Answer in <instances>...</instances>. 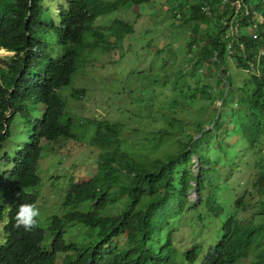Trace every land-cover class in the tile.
<instances>
[{
  "label": "trees",
  "instance_id": "trees-1",
  "mask_svg": "<svg viewBox=\"0 0 264 264\" xmlns=\"http://www.w3.org/2000/svg\"><path fill=\"white\" fill-rule=\"evenodd\" d=\"M150 2L158 1L67 0L54 16L48 0H0V49L14 52L0 58V223L4 231L0 264H187L172 259L175 246L156 245L163 241L166 213L173 218L172 235L195 237L190 223L174 215L182 210L187 190L195 187L192 183L201 196L196 210L204 230L210 234L211 225L218 221L223 235L210 245L216 251L207 264H231L229 260L236 264L249 254L253 264H264V150L263 157L257 150L264 145V21L258 15L264 17V0H243L236 13L235 0H167L170 19L195 23L186 44L189 81L196 86L190 85L185 97L205 102L198 120L189 117L196 134L177 133L188 127L187 116L178 112L188 114L192 106L174 107L172 114L163 108L164 126L151 131L153 137L141 138L137 147L123 138L122 124L88 121L95 125L90 145L99 150L95 174L79 183L71 178L65 187L69 189L64 213L45 222L38 219L31 231L14 227L18 206L39 201L38 163L45 144L76 137L73 120L65 118L66 103L59 90L72 85L80 63H89L90 54L109 50L112 41L123 51V38L134 32V24L119 19L100 28L98 18ZM214 14V30L203 34L200 24L210 22ZM243 25L253 29L243 31ZM155 47L158 54L160 49ZM205 65L208 74L201 77ZM233 66L247 74L242 85L235 83ZM209 80H217V86ZM85 92L74 89L72 95L81 99ZM216 101L223 103L221 108ZM16 124L26 127V138L15 135ZM12 142L18 144L14 152H10ZM213 146L217 149L210 150ZM252 158L258 160L253 168ZM198 159L202 168L196 177L189 168ZM221 161L235 170L253 171L254 183H246L257 193L252 205V200L232 196L236 174L224 173ZM206 180L210 193L204 195ZM224 191L227 200L220 196ZM172 200L175 203L167 208ZM43 231L51 241L39 246Z\"/></svg>",
  "mask_w": 264,
  "mask_h": 264
},
{
  "label": "rangeland",
  "instance_id": "rangeland-1",
  "mask_svg": "<svg viewBox=\"0 0 264 264\" xmlns=\"http://www.w3.org/2000/svg\"><path fill=\"white\" fill-rule=\"evenodd\" d=\"M157 1L156 3L144 4L143 7L129 5L122 7L119 11L99 17L96 26L100 28H107L114 20L119 19L134 24V32L123 38V51L116 42L112 41L114 45L109 50L103 53L98 52L96 55L90 54L89 63H80L72 85L59 90V94L66 103L65 118L70 117L73 120V133L76 137L62 138L57 143L45 144L43 157L39 164L41 184L37 188L40 194L37 206L40 209L39 219L41 222L51 219L56 213L62 214L65 212L66 207L63 205L64 192L65 186L68 185L65 182L70 181L71 178L77 182L89 180L92 174L96 172L99 150L90 145L95 134V125L89 124L88 121L106 120L111 123L122 124L124 126L123 138L129 141L131 146L137 147L142 143L141 138L153 137V135H150L151 131L154 132V130L164 126L163 108L168 114H172L174 107L192 106L188 114L187 110L178 112L177 115L180 117L187 116L184 122L188 127L185 130L177 129V133L196 134L193 127L195 122L189 117L193 115V118L198 120V110L205 102L198 101V99L194 102L185 97L190 92V85L196 86L194 80L189 81L188 72L191 67L187 64V61L190 54L186 44L188 36H191L192 32L190 26H194L195 23L192 21L185 23L180 18L170 19L171 16L167 13V0ZM66 2L67 0H48L49 5L52 7V14L56 16V9H58L59 4ZM258 15L259 19L262 20L260 14ZM210 18V22L200 24L203 34L208 30H214L217 15L214 14V17ZM173 22L174 24H172ZM236 26L234 23L233 29L235 32ZM143 29L149 30V32ZM242 29L246 31L253 29V27L252 25H243ZM141 30L143 31L141 32ZM182 34H185V36L182 37ZM178 36L180 37L179 40ZM113 39L114 37L111 38V40ZM150 39L153 40L151 45L154 44V46L152 47L148 45ZM156 45L160 49L158 54H156ZM87 53L88 50L85 51L84 55H87ZM12 55V52L0 51V58ZM232 70L236 76L235 83L242 85L247 78V74L235 66L232 67ZM202 71L204 75L201 74V77H205L208 74L206 65ZM209 82L217 84V80H209ZM74 89H85V95L81 99H76L72 95ZM215 104L220 107L222 102L216 101ZM39 109L42 112L44 107L41 106ZM157 112L160 116L156 114ZM154 116H156V123L152 120ZM179 123L183 122L179 121ZM13 130L16 132L15 135L22 136L20 139L26 138V127L23 124H16L13 126ZM13 141H16V139ZM10 144V148H13L10 152H14L18 144L15 142ZM145 148L147 146H141V149ZM214 148L217 149L213 146L210 147V150H214ZM257 150L260 157H263L264 145H259ZM151 151H148L149 155ZM219 158L220 156L215 157V159ZM236 160L239 161V159ZM196 162L189 170L194 172V170L200 168V164ZM257 162L256 158H252L249 165L253 168ZM219 167L226 169L223 170L224 173L231 171L236 174L233 181L235 194L232 196H243L246 201L252 200V205L255 202L254 196H257V193L252 185L247 187L246 183H254L251 177L253 171L242 167L235 170L231 164H228V161L226 166L224 161H221ZM52 172L64 175L61 178L63 179V187L60 191V185L57 184L55 187L51 181ZM204 186V195L207 191L210 193L209 180L204 182ZM220 196L223 200H227V191L221 192ZM174 203L175 200H172L167 208ZM251 205L250 208H252ZM252 209L254 210V208ZM170 215L166 213L164 217H170ZM174 215H178L181 218L180 220L190 223L189 225L194 231L202 232L204 230L200 216L197 215L194 208H189V201L185 196L182 210L175 212ZM219 229V223H214L213 231L208 237L209 241L214 242L223 238L219 235ZM42 234L41 241H38L39 246L46 245L51 241V235L47 231H43ZM3 238L4 231L2 223H0V240H3ZM239 264H253V258L247 257Z\"/></svg>",
  "mask_w": 264,
  "mask_h": 264
},
{
  "label": "clouds",
  "instance_id": "clouds-1",
  "mask_svg": "<svg viewBox=\"0 0 264 264\" xmlns=\"http://www.w3.org/2000/svg\"><path fill=\"white\" fill-rule=\"evenodd\" d=\"M246 10H248V9H246ZM260 16H261V18H263L262 20H264V17L262 15H260ZM12 53L14 54V52H12ZM222 104L220 105V108L222 107ZM41 160H42V158H40V160H39L38 168H39V164H40ZM196 163L197 164L199 163V159L197 160ZM201 168L202 167L200 166L199 169L194 170V172H196L197 174L192 171L196 175V177H199V172H200ZM38 172H39V169H38ZM57 176L60 177V180L52 179V177H57ZM63 176L64 175L56 174L55 172H52V174H51V181L53 182V185L55 187L57 184L60 185L59 191L63 187L62 186L63 179H61ZM83 181H87V180H81L80 182H83ZM55 182H57L56 185L54 184ZM75 182L79 183L77 181H75ZM65 183L69 184V181L65 182ZM65 183H64V186H65ZM192 185H195V187L189 188L187 190L185 198L188 199V201H189V208L190 209L194 208L195 211L197 212L198 210H196V208H198V207H196V206H199L198 203L201 199V196L198 193L197 184L192 183ZM68 189H65V192H64V202H65V198L67 196ZM40 215H41L40 209L37 206V204L27 203V202L22 203L18 206V210L16 211V214L14 217V227L23 228L25 231H31L37 226L38 219H39ZM216 222H218V221H216ZM216 222H214V223H216ZM210 228H214V224L211 225ZM220 228H221V226H220ZM172 232H173V218H172V215H170V217H168V219L165 222V228L162 230L163 241L159 245H156V246L157 247H163L166 243H168L172 246H175L177 254H173L171 256L172 259H174L176 261L183 260L187 264L191 260H193L192 264H207L210 260H213L214 259L213 254L215 253L216 248L210 247V245L218 243L220 240L223 239V238H221V239H218L214 242H211L208 240L209 234H207V231H205V230H203L202 232L194 231L195 237L193 239H187L182 233L178 234V236H175V235H172ZM225 235H227L226 232H225ZM221 236H223V235H221ZM143 237L147 239V233H146L145 229L143 230ZM150 244H152V241H150ZM194 246H195V248H194ZM200 246H202V248L200 249L199 252H197V249ZM196 252H197V254H196ZM247 257H252V256H250V254H249V256H247ZM247 257H243L236 264H239L243 259H245ZM229 262L231 264H234L230 260H229ZM148 264H153V263L150 262Z\"/></svg>",
  "mask_w": 264,
  "mask_h": 264
},
{
  "label": "built area",
  "instance_id": "built-area-1",
  "mask_svg": "<svg viewBox=\"0 0 264 264\" xmlns=\"http://www.w3.org/2000/svg\"><path fill=\"white\" fill-rule=\"evenodd\" d=\"M227 1H230V0H227ZM243 6V0H235V2L233 3V7H235V9H237L236 11L240 10ZM249 11L247 10V13ZM263 54H264V51H263Z\"/></svg>",
  "mask_w": 264,
  "mask_h": 264
},
{
  "label": "water",
  "instance_id": "water-1",
  "mask_svg": "<svg viewBox=\"0 0 264 264\" xmlns=\"http://www.w3.org/2000/svg\"><path fill=\"white\" fill-rule=\"evenodd\" d=\"M11 112H12V109H10L9 115L7 117L11 116ZM6 128H8V126H6Z\"/></svg>",
  "mask_w": 264,
  "mask_h": 264
},
{
  "label": "bare ground",
  "instance_id": "bare-ground-1",
  "mask_svg": "<svg viewBox=\"0 0 264 264\" xmlns=\"http://www.w3.org/2000/svg\"><path fill=\"white\" fill-rule=\"evenodd\" d=\"M2 50H5V51H7V50H6V49H4V48H1V49H0V51H2ZM7 52H10V51H7Z\"/></svg>",
  "mask_w": 264,
  "mask_h": 264
}]
</instances>
